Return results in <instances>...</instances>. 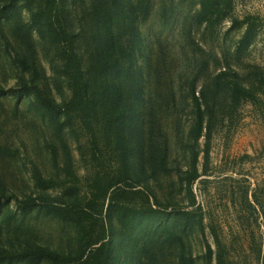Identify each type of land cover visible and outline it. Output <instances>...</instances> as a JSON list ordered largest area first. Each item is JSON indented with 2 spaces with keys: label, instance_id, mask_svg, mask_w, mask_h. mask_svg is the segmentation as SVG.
<instances>
[{
  "label": "rangeland",
  "instance_id": "rangeland-1",
  "mask_svg": "<svg viewBox=\"0 0 264 264\" xmlns=\"http://www.w3.org/2000/svg\"><path fill=\"white\" fill-rule=\"evenodd\" d=\"M59 1L94 99L98 148L78 119L67 122L64 113L40 101L38 90L60 106L70 99L61 45L33 25L25 0H0L9 11L0 17V146L11 150L0 153V249L45 246L74 253L73 223L38 208L23 210L1 191L84 200L95 175L116 174L126 148L131 178L124 185L138 191V203L165 204L167 213L148 232L127 239L107 200L105 223L119 254L115 264H209L207 243L217 251L212 229L227 264H264V94L257 89L264 80V0H234L231 16L220 25L196 22L200 0H124L133 7L134 32L131 41L127 31L110 44L96 32L95 0ZM247 17L257 34L240 52ZM113 52L120 58L110 73L90 70ZM222 71L227 75L221 90L202 98ZM233 81L257 97L245 98L242 89L234 97ZM194 93L203 108L206 102L214 107L202 132ZM68 163L77 182L69 181ZM45 179L62 186L45 189L39 184ZM178 208L192 211L202 224L175 226ZM165 224L183 244L164 242Z\"/></svg>",
  "mask_w": 264,
  "mask_h": 264
},
{
  "label": "trees",
  "instance_id": "trees-1",
  "mask_svg": "<svg viewBox=\"0 0 264 264\" xmlns=\"http://www.w3.org/2000/svg\"><path fill=\"white\" fill-rule=\"evenodd\" d=\"M31 8V21L33 25L46 30L53 39L61 45V54L63 58L62 71L67 78L71 89L70 99L60 106L53 104L48 98L44 97L40 90L38 94L42 104L56 113H64L67 116V122H73L78 119L84 131L88 134L92 145L98 148V130L96 123V109L94 99L89 90L90 84L85 76L80 63L79 55L74 46L75 36L68 28L67 19L59 0H25ZM234 0H200V8L195 16L197 23H211L213 25L222 24L231 16ZM93 10V19L96 24V32L102 40L110 44L111 40L120 37L127 31L134 32L135 15L133 7L124 0H95ZM129 4V6H128ZM6 8H0V17L8 15ZM125 14L126 16H121ZM128 18V21L126 19ZM246 29L242 35L238 51H245L253 42L257 34V27L249 17L245 20ZM237 22L233 26H236ZM121 25L125 26V29ZM125 43L120 41L119 51L121 55L124 52ZM120 56L113 52L111 57L101 62L93 64L90 68L92 72L98 74L99 71L110 73ZM258 77L261 73L258 69L254 70ZM227 72L222 71L215 78L210 88L206 87L202 91V98L214 96L221 90L222 82L226 80ZM196 78L193 81V86ZM257 89L264 94V80L261 78L257 82ZM29 90V87H25ZM2 87H0V90ZM245 93V98H256L257 93L251 89L242 87L237 81L231 83L230 90L234 97H238L240 90ZM122 91V90H121ZM18 92V91H17ZM23 93L19 92L21 96ZM194 105L197 110V129L202 132L204 128V119L206 112H212L213 106L206 102L203 108L200 97L194 93ZM62 123H59V126ZM55 152V149H54ZM126 148H122L120 165L115 175L97 174L89 181L88 195L84 200L74 199L70 202L58 201L49 195H30L27 198H20L16 193H7L1 191L6 201L15 200L17 206L23 210L38 208L45 213L57 216L73 223L77 233V250L74 253H62L51 250L48 247H37L27 250H9L0 249V264H14L21 259H27L37 263L42 259H48L51 264H115L118 262V253H114L112 243L109 239V229L105 223L104 208L108 200L109 208L115 217L123 238L131 239L137 235L148 232L155 226L159 219L167 213V205H153L147 201L138 203V191L132 186L124 185L128 183L131 176L126 160ZM0 153L11 154L8 147L0 146ZM66 174L69 181L77 182L79 177L76 175L71 163L66 166ZM40 186L45 189L60 187L62 183L54 179L39 180ZM132 188V189H131ZM73 189V188H72ZM71 189V190H72ZM136 196V199H135ZM175 226L186 229L196 223L202 224L197 220L192 211L177 209ZM162 236L166 243L183 244L178 231L169 224L163 225ZM215 236L217 251H214L212 245L207 243V259L209 264H227L226 249L217 235L215 229H212Z\"/></svg>",
  "mask_w": 264,
  "mask_h": 264
}]
</instances>
